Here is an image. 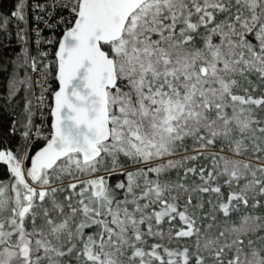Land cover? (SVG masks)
<instances>
[{
    "label": "snow or ice",
    "instance_id": "6c2138e0",
    "mask_svg": "<svg viewBox=\"0 0 264 264\" xmlns=\"http://www.w3.org/2000/svg\"><path fill=\"white\" fill-rule=\"evenodd\" d=\"M13 21L37 107L58 88L43 147L0 149V264H264V0H16Z\"/></svg>",
    "mask_w": 264,
    "mask_h": 264
},
{
    "label": "trees",
    "instance_id": "16d2710c",
    "mask_svg": "<svg viewBox=\"0 0 264 264\" xmlns=\"http://www.w3.org/2000/svg\"><path fill=\"white\" fill-rule=\"evenodd\" d=\"M15 2L16 0H0V14L10 15ZM16 23L13 21L6 32H0V149L13 152L19 149L22 154L25 143L22 133L25 131L24 125L27 124L25 106L29 100L28 84H19L15 95L8 98V81L13 77L23 81L27 76V68L20 66L17 61L22 46L17 42ZM13 128L15 131L10 132ZM40 147V144L31 145L27 150L29 157ZM29 162L30 159L25 161L26 165H29ZM0 168L6 169V166L0 165ZM117 179L111 177L110 183H115Z\"/></svg>",
    "mask_w": 264,
    "mask_h": 264
},
{
    "label": "built area",
    "instance_id": "2783aa9c",
    "mask_svg": "<svg viewBox=\"0 0 264 264\" xmlns=\"http://www.w3.org/2000/svg\"><path fill=\"white\" fill-rule=\"evenodd\" d=\"M31 2V0H30ZM38 2H45V0H38ZM40 15H45L43 13H38ZM28 19H29V24H28V28L31 29L34 26H37L35 24H33L32 22V14L29 13L28 14ZM41 29H43L42 35L44 37H48L50 35V32L48 29H46L43 25V23H39L38 25ZM62 33L61 32H57L56 35L57 37H59ZM36 39V37L34 35L31 34V32H29V52L31 55H36V45L33 43V41ZM41 50L42 51H47L48 52V56L47 58L44 59V63L47 64L49 61H51L54 58V52H55V47L54 46H49V45H42L41 46ZM27 74L28 76L31 77L33 83H32V87L29 88V99L31 100V104H32V108L31 111L33 113L32 115V128H31V132H32V139L30 142L28 143H24V147H23V151L24 150H28V148L33 145V144H44L46 141L43 139H37L35 136V132H36V126L39 125L41 126V132L44 136H49L50 135V128H49V111H50V105H51V96H52V90H55V81L54 79H50L49 83L51 85V90L47 93H45V100H44V104L43 107H37L38 101L36 99V97L38 96L40 89L36 87L35 85V80L38 78L39 73H33L31 68L28 67L27 68Z\"/></svg>",
    "mask_w": 264,
    "mask_h": 264
},
{
    "label": "water",
    "instance_id": "95a60500",
    "mask_svg": "<svg viewBox=\"0 0 264 264\" xmlns=\"http://www.w3.org/2000/svg\"><path fill=\"white\" fill-rule=\"evenodd\" d=\"M55 85H56V88H55V90H56V89L58 88V83H57L56 81H55ZM51 103H52V97H51ZM51 122H52V118H51L50 111H49V127H50V131H51ZM43 145H44V144H43ZM43 145H42L41 147H43ZM41 147H40V148H41ZM40 148H39V149H40ZM39 149H38V150H39ZM38 150H37V151H38ZM29 166H30V162H29Z\"/></svg>",
    "mask_w": 264,
    "mask_h": 264
},
{
    "label": "rangeland",
    "instance_id": "374dc122",
    "mask_svg": "<svg viewBox=\"0 0 264 264\" xmlns=\"http://www.w3.org/2000/svg\"><path fill=\"white\" fill-rule=\"evenodd\" d=\"M6 166V165H5Z\"/></svg>",
    "mask_w": 264,
    "mask_h": 264
}]
</instances>
